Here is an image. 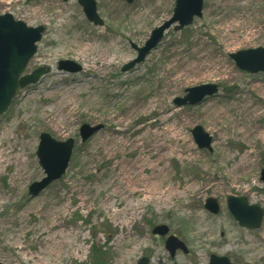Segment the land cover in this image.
<instances>
[{"label": "rangeland", "instance_id": "rangeland-1", "mask_svg": "<svg viewBox=\"0 0 264 264\" xmlns=\"http://www.w3.org/2000/svg\"><path fill=\"white\" fill-rule=\"evenodd\" d=\"M95 1L103 26L79 0H0V15L45 28L27 74L49 69L0 117V261L209 264L216 255L264 264V220L243 229L227 205L236 196L264 209V73L242 71L230 58L264 48V0H205L202 18L171 28L127 71L137 57L132 44L144 46L176 0ZM61 61L82 70L61 72ZM206 84L219 93L175 106ZM84 125L101 129L83 142ZM198 126L212 136V152L195 143ZM44 133L73 139L75 148L65 176L33 198L30 186L45 177L37 157ZM209 198L218 215L205 209ZM161 225L188 254L171 258L166 238L152 234Z\"/></svg>", "mask_w": 264, "mask_h": 264}, {"label": "water", "instance_id": "water-1", "mask_svg": "<svg viewBox=\"0 0 264 264\" xmlns=\"http://www.w3.org/2000/svg\"><path fill=\"white\" fill-rule=\"evenodd\" d=\"M68 1V0H63ZM129 4L136 0H126ZM84 12L90 22L103 26V21L97 13L95 0H79ZM204 0H177L173 17L162 26L156 28L151 33L149 41L140 48L132 45L138 53V57L133 62L124 67V70L134 68L137 64L145 61L147 56L156 50L163 41L165 33L176 24L177 31L183 30L191 25L196 17L203 16ZM44 27L31 28L22 21H16L11 14L0 16V117L10 108L17 92L30 85L37 84L40 78L48 73V70L41 68L31 75H25L30 60L37 52V43L42 40ZM237 66L252 74L264 72V48L241 51L230 56ZM60 70L68 73H78L81 66L72 61L60 62ZM219 88L213 84H207L191 88L184 98L175 100L178 108L185 106H197L204 102L205 98L214 96ZM101 127H91L84 125L81 128V138L87 141L100 131ZM193 138L199 149L212 151L213 139L202 127L198 126L192 131ZM74 140L58 142L51 135L44 133L40 137V144L37 157L46 177L33 183L29 188L32 197H37L47 189L53 182L60 180L66 173L74 148ZM262 181L264 182V170L262 171ZM228 208L240 226L248 229H259L263 222L264 210L258 205H249L246 198L229 197ZM205 208L213 214L220 211L219 203L216 199L209 198ZM169 227L162 225L153 230L154 235L166 237L169 235ZM166 248L172 257H175L178 250L188 253L186 245L174 235H170L166 241ZM0 264H4L0 261ZM139 264H149L147 258L142 259ZM210 264H232L228 258L211 257Z\"/></svg>", "mask_w": 264, "mask_h": 264}, {"label": "bare ground", "instance_id": "bare-ground-1", "mask_svg": "<svg viewBox=\"0 0 264 264\" xmlns=\"http://www.w3.org/2000/svg\"><path fill=\"white\" fill-rule=\"evenodd\" d=\"M112 63H113L112 61H109L108 63L106 62L105 65L108 66V65H111ZM54 96H55L54 93H49L48 96H47V98L53 99ZM137 131H140V129H137ZM120 133H125V130L120 131ZM9 150H10L9 155H11L12 152H13V150H12L11 148H10ZM7 153H8V152H7ZM2 155H4L3 152H2ZM4 156H5V155H4ZM56 246H57V245H56ZM57 248H58V247H57ZM59 249H62L61 245H60V248H59ZM52 254H54V253L52 252Z\"/></svg>", "mask_w": 264, "mask_h": 264}]
</instances>
